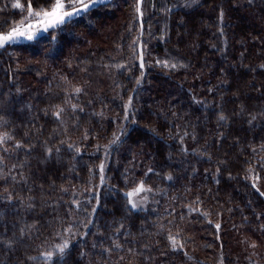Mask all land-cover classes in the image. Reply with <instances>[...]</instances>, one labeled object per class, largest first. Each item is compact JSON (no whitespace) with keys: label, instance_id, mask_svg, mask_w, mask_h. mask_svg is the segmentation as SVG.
<instances>
[{"label":"trees","instance_id":"1","mask_svg":"<svg viewBox=\"0 0 264 264\" xmlns=\"http://www.w3.org/2000/svg\"><path fill=\"white\" fill-rule=\"evenodd\" d=\"M149 7L0 47V264H264V0Z\"/></svg>","mask_w":264,"mask_h":264},{"label":"snow or ice","instance_id":"2","mask_svg":"<svg viewBox=\"0 0 264 264\" xmlns=\"http://www.w3.org/2000/svg\"><path fill=\"white\" fill-rule=\"evenodd\" d=\"M93 3L100 2V0H92ZM68 4L71 6V10H65V3L62 0H55V3L52 4L51 10H45L41 8L38 11H34L31 3L27 5V17L26 20L29 19H39V22L42 24V27L38 29V31L47 32L49 28H57L62 24L66 23L67 20H70L73 15H78L80 12L85 11L89 8V3L86 0H68ZM15 8H21V4L19 2L13 5ZM139 11V7L137 8ZM33 27L30 23L27 27L17 26L14 27L7 35H0V47H4L6 43H15L16 40L20 37H23L29 41L34 38L35 33L28 31V28ZM77 93L80 89L75 90ZM60 111H63L62 109ZM58 115V114H57ZM7 139V136L0 137V142ZM118 139V138H117ZM115 143V141H113ZM19 147V145H17ZM255 186V185H254ZM142 191H150V189H144L143 185L134 189L135 193H140ZM133 192L127 193L129 197V204L132 208H135L137 205L132 201L131 197L133 196ZM219 228V225H217ZM70 231V230H69ZM171 239V238H170ZM176 241L173 240V245L175 247ZM69 248L68 242H65L63 245L59 246L58 252L61 254V257ZM47 261H51L53 259L52 253H48L46 258Z\"/></svg>","mask_w":264,"mask_h":264},{"label":"rangeland","instance_id":"3","mask_svg":"<svg viewBox=\"0 0 264 264\" xmlns=\"http://www.w3.org/2000/svg\"><path fill=\"white\" fill-rule=\"evenodd\" d=\"M105 1H108V0H100V2H96V3H93L92 0H86V2L89 3V5H90L89 8L92 7V6H95V5L99 4V3L105 2ZM62 2L65 3V10H69L70 11L71 10V6L68 4V0H62ZM150 2H152V0H143V9H144V11L146 13H147L146 10L149 11L151 9V7H149ZM54 3H55V0H53L52 4H54ZM52 4H51V6H52ZM51 6L49 7V9H45V10H49L50 11L51 10ZM40 9H33V10L34 11H38ZM27 15H28V13L26 11V14H25L24 18L17 25H14L11 28H6V29H3V30H0V35H7L14 27H17V26H21L22 25V27H27L29 23L31 25H33V27L28 28V31L34 32L35 33L34 37H37L39 34L43 33L44 31H38V29H40L42 27V24L39 22V19L26 20L25 18L27 17ZM75 16H77V15H73L72 18L75 17ZM27 41H29V40H27V39H25L23 37H20V38H18L16 40L15 43L27 42ZM6 44H9V43H6ZM139 186H141V185L139 184L137 187H139ZM137 187H135V188H137ZM134 189H131L129 192H133L134 193L133 196L131 197V199L137 206L135 208H132L131 205L130 204L129 205L134 210L143 209L145 207V204H146L147 191H142L140 193H135ZM128 201H129V197H128ZM250 246H251V244H250Z\"/></svg>","mask_w":264,"mask_h":264}]
</instances>
